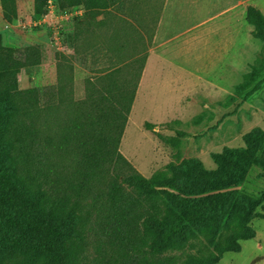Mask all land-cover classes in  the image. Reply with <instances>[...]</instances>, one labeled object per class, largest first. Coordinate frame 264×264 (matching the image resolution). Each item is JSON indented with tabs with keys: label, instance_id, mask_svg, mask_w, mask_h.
Segmentation results:
<instances>
[{
	"label": "trees",
	"instance_id": "trees-1",
	"mask_svg": "<svg viewBox=\"0 0 264 264\" xmlns=\"http://www.w3.org/2000/svg\"><path fill=\"white\" fill-rule=\"evenodd\" d=\"M57 1L65 12L74 0ZM127 2L82 0L84 14L77 20L88 27L102 16L97 25L106 28L113 23L112 9ZM1 4L4 20L12 24L18 19L16 0ZM34 12L48 15V0H35ZM246 20L253 36L263 40V14L250 6ZM8 50L0 35V53ZM147 57L139 73L132 70L121 82L119 67L113 68L102 79L101 91L87 87L83 99L68 97L59 64L57 105L42 107L37 87L0 94V264H216L233 250L218 247L207 259L180 249V243L208 227L214 238L235 215L254 217L256 203L238 188L251 165L264 168L256 157L264 133L247 135V148L238 154L216 155L219 171L199 164L182 169L181 178L190 181L184 185L164 174L146 178L120 147ZM250 78L239 91L255 74ZM263 85L264 78L243 100ZM145 127L151 131L159 125ZM186 136L184 131L176 138L158 135L178 150Z\"/></svg>",
	"mask_w": 264,
	"mask_h": 264
},
{
	"label": "rangeland",
	"instance_id": "rangeland-1",
	"mask_svg": "<svg viewBox=\"0 0 264 264\" xmlns=\"http://www.w3.org/2000/svg\"><path fill=\"white\" fill-rule=\"evenodd\" d=\"M54 1L55 9L45 20L35 15V0H16L18 19L8 24L0 0V35L9 49L0 53V94L37 87L42 107L57 105L59 64L68 97L83 99L87 87L96 93L101 91L102 79L113 68L119 67L117 79L121 82L130 77L132 70L139 73L145 58L153 56L154 69L131 113L123 151L146 178L152 176L147 164L153 176L164 174L168 179L180 180L181 185L190 182L181 178L182 169L199 164L208 171H219L216 155L238 154L247 148V135L257 130L264 133V85L243 100L250 88L264 78V39L247 31L244 42L229 51L230 57L221 65L198 58L197 51L187 58L179 50L165 51L169 60L161 63L157 51L171 36L162 33L157 24L162 0H129L112 9L113 23L106 28L97 25L102 16L91 26H80L77 19L84 14L82 0L69 2L65 12ZM77 33L79 37L74 40ZM252 74L255 79L250 86L239 91ZM59 116L65 118L66 112ZM148 122L159 127L147 130ZM177 131L187 133L179 150L158 137L161 134L176 138ZM178 152L180 159H176ZM256 155L264 161V145ZM171 163L175 167L168 169ZM238 189L256 203L254 217L248 220L235 215L214 238L210 237L209 227L195 231L180 243V249L209 259L218 247L228 246L233 250L222 254L216 264H264V168L251 165Z\"/></svg>",
	"mask_w": 264,
	"mask_h": 264
},
{
	"label": "crops",
	"instance_id": "crops-1",
	"mask_svg": "<svg viewBox=\"0 0 264 264\" xmlns=\"http://www.w3.org/2000/svg\"><path fill=\"white\" fill-rule=\"evenodd\" d=\"M162 2L163 9L157 14V24L162 33L171 36L157 51L162 58L161 63L169 60L164 56L165 51L179 50L186 54L187 58L188 54L197 51L198 58L213 60L212 64L221 65L222 60L230 57L229 51L238 49L244 42L246 32L252 34L254 30L246 20L248 7L256 8L264 16V0H162ZM152 60L153 56L148 55L131 113L138 103L148 74L154 69ZM129 121L120 150L134 164L123 151ZM134 166L138 171H142L135 164ZM146 167L147 172L153 176L151 168L149 169L147 164Z\"/></svg>",
	"mask_w": 264,
	"mask_h": 264
},
{
	"label": "built area",
	"instance_id": "built-area-1",
	"mask_svg": "<svg viewBox=\"0 0 264 264\" xmlns=\"http://www.w3.org/2000/svg\"><path fill=\"white\" fill-rule=\"evenodd\" d=\"M55 5H56V2L54 0H48V10H50V12L48 13L49 15L47 16H44L47 20L49 17H50V14L53 13L54 9H55Z\"/></svg>",
	"mask_w": 264,
	"mask_h": 264
}]
</instances>
